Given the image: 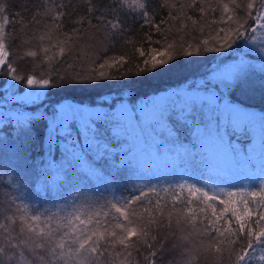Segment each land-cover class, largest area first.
<instances>
[{
    "label": "snow or ice",
    "instance_id": "snow-or-ice-1",
    "mask_svg": "<svg viewBox=\"0 0 264 264\" xmlns=\"http://www.w3.org/2000/svg\"><path fill=\"white\" fill-rule=\"evenodd\" d=\"M81 3L82 12L69 10L62 0H41L27 17L15 13L17 21L0 0V150L9 149L5 128L13 129L11 158L0 160V187L19 193L0 200V264H163L169 256L168 264H201L209 256L213 264H264V173H241L235 183L220 177L200 143L211 137L239 167L251 157L253 120H258L264 153V111L249 103L257 93L264 103V0H217L215 5L191 0L186 7L196 16L184 12L185 5L163 0L162 8L175 9L169 19L157 17L151 0ZM130 14L145 33L141 47L131 41L125 46L132 43L143 58L148 45H157L144 67L136 64L135 73L129 68L134 55H108V47H97L101 36L104 41L123 38L122 17ZM170 21L187 34L178 49L172 43L158 47L161 41L154 38L155 33L167 41ZM17 23L29 37L19 44ZM193 48L197 55L242 51L231 62L220 58L203 79L189 84L187 91L205 96L178 109L161 104L147 119L141 117L153 96L135 103L105 98L91 106L65 102L50 114L38 107L53 88L98 86L142 74L167 64L173 51L192 56ZM123 104L127 119L117 115ZM29 106L37 107L30 111ZM38 119L46 120V129L43 164L33 165L35 191L45 203L52 198V207L43 208L23 202L30 189L17 171L26 162L25 148ZM132 121L141 130L150 128V139L141 132L129 141L125 131ZM137 142L153 159L179 163L163 176H149L137 158ZM6 170L15 175L5 185ZM165 178H170L167 186L152 183ZM257 182L258 187H240ZM220 184L237 191L218 193Z\"/></svg>",
    "mask_w": 264,
    "mask_h": 264
},
{
    "label": "trees",
    "instance_id": "trees-1",
    "mask_svg": "<svg viewBox=\"0 0 264 264\" xmlns=\"http://www.w3.org/2000/svg\"><path fill=\"white\" fill-rule=\"evenodd\" d=\"M4 2L10 6L9 13L11 18L19 21V17H17L15 13L19 12L27 17L30 10L37 7L41 0H4ZM62 2L69 6V10L79 9L80 12L83 11L81 0H62ZM111 2L112 0H108V3ZM162 2L163 0H151L150 7L156 12L158 18L169 19L168 13L175 11V9L170 7L162 8ZM190 2L191 0H168L169 4L175 3L185 5L183 11L186 13L194 16L199 15V13H193L186 7V5ZM210 2L215 5L217 0H210ZM134 15L135 14H130L126 18L122 17L126 25L123 38L112 37L110 41H104L101 36L97 42L98 48L100 45L109 48L108 55H120L121 53H127L129 56L134 55L135 58L129 65V68L132 69L133 73H135L136 64H139L140 67H144L143 60L150 59L152 54L150 51L151 48L157 47V45H148L145 57L141 58L138 53H134L132 43H128L127 46H125L126 41L135 43L136 47L142 46L141 38L145 33V29L139 24L138 19H133ZM12 27L13 26L10 25L9 30H11ZM166 27L172 28L170 32H166L167 41H165L158 34L154 33V38L160 39L161 41L158 47L163 48L165 43H172L178 49L180 46L181 36H186L187 34L177 31L179 28V24L177 22L170 21L169 25ZM15 30L18 36V39L16 40L17 44L21 43L22 40L29 38L27 35L21 34V26L19 23L15 25ZM188 42L193 43V40L188 38ZM190 51L193 52L192 56H184L181 55L179 51H173V58L167 64L159 65L156 69H151L142 74H133L120 79L100 81L98 86L53 88L47 92L48 99H46L42 104H39L38 107L45 113L50 114L53 107L66 101L90 106L95 105L101 98H105L109 101L123 99L130 103H135L151 96L156 97L157 95H164L170 91L186 92L184 89H187L189 84H194L196 81L203 79L207 69L212 67L215 63H218L220 58H223L225 62H231L232 60L239 58L242 50L237 49L235 52L228 50V52L221 53H201L199 55L195 54L194 48L190 49ZM111 71L114 72L115 70ZM21 74H23V72ZM4 79H6V77ZM209 79H216V77H209ZM2 82L3 81L0 80V84H2ZM21 87H23V85ZM249 103L254 106L255 110L264 111V103L260 100L258 93L249 101ZM36 107L37 106H29L28 110L35 111ZM45 129L46 120L38 119L34 122L32 126L33 139L25 148L26 162L21 161L17 165V171L25 175L28 187L31 190V195L25 197L23 202L29 204L30 206L36 205L41 208L52 207V198L50 196L47 198L48 202L45 203V198L38 197L35 191L36 180L34 178L35 170L33 165L40 163L42 166L43 164L41 158L43 157L45 151V141L42 137V133ZM12 133V127L5 128L4 134L8 138L9 149L0 150V160L5 162H8L11 158L10 148L13 141ZM148 135L149 133H147L144 138L150 139V135ZM202 145L207 153L209 164L214 169L215 174L233 183L239 181L241 173H245L253 177H258L261 173H264V156L260 157L261 160L259 163H253L251 156L248 161L243 162L239 167H237V165H235L232 161L227 160L223 156L220 147L218 150L216 147H210L204 144ZM252 154L253 152H251V155ZM145 155L148 157L149 162L146 159L145 167L141 166L149 176H163L164 174L172 171V166L174 164L179 163V161H173L172 159H153L147 154ZM226 161L229 169L226 167ZM14 175L15 173L10 170H6V173L3 176V183L6 185ZM168 179L170 178H165V180L160 182H157L154 179L152 183L157 184V186H160V184L167 186ZM135 183L140 185L144 182L136 181ZM209 183L211 184V181H209ZM121 184H126L128 188L132 187L131 184H127L123 179H121ZM240 187H258V182L256 184L244 183L240 185ZM216 191L218 193L220 191H237V187H233L230 184H220L216 186ZM121 192H123L124 195H127V192L124 191L123 188L121 189ZM0 193L5 194L0 195V200H4L5 196L10 199L12 196L19 195V193L10 191L7 187H0ZM120 194V192L117 193V195ZM20 202L21 201L19 200L17 201V203ZM170 259V256L165 257L163 264H168V260ZM201 264H213L212 257L209 256L207 261L202 260Z\"/></svg>",
    "mask_w": 264,
    "mask_h": 264
},
{
    "label": "rangeland",
    "instance_id": "rangeland-1",
    "mask_svg": "<svg viewBox=\"0 0 264 264\" xmlns=\"http://www.w3.org/2000/svg\"><path fill=\"white\" fill-rule=\"evenodd\" d=\"M179 89H183V88H179ZM184 90L186 92L170 91V92H168L164 95H161V96H156V97L151 96L152 97L151 99L153 102L152 106H150L147 109H142L140 111L139 115L141 117L147 119L148 115L153 111L154 106L166 104L169 106V108H177L178 109V108L184 106L186 103H190L192 101H199V100L203 99L205 96V94L203 92H195V91L189 92V91H187V89H184ZM0 95H3V87H0ZM46 99H48V98H46ZM143 103L144 102L141 101V104H143ZM66 106L67 105H63L62 108L66 107ZM126 107H127V104L118 105V107H117V115L120 116L122 119H127L128 113L122 111V109H124ZM84 111L85 112L102 113V112L106 111V109H101V108L88 109V108H85ZM253 129H254V133H255V137H256V142H255V144L252 145V149L250 151L253 152V154L251 155L253 163L254 162L259 163L261 160L260 157H263L264 153H262V149H261V131H260V125H259L258 120H253ZM141 132L143 134V137H145L147 133H149V135L151 134V129L150 128H144L143 130H141V129L136 127L135 121H132L131 125L125 131V136L129 141H136L138 134H140ZM202 138L203 139H201V141H200L201 144L208 145L210 147H216L219 150V145L211 137L204 136ZM137 148H138L137 158L139 159L140 164L143 167H145V160L147 159V161L149 162V159L145 155L146 153H144L143 151H141L139 149V143L138 142H137ZM226 167L229 169L227 161H226ZM28 195H31V190L25 197H27Z\"/></svg>",
    "mask_w": 264,
    "mask_h": 264
}]
</instances>
